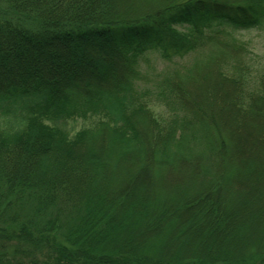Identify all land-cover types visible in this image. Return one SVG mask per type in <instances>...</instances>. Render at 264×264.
Segmentation results:
<instances>
[{
  "label": "trees",
  "instance_id": "1",
  "mask_svg": "<svg viewBox=\"0 0 264 264\" xmlns=\"http://www.w3.org/2000/svg\"><path fill=\"white\" fill-rule=\"evenodd\" d=\"M134 1L0 0V264H264V0Z\"/></svg>",
  "mask_w": 264,
  "mask_h": 264
},
{
  "label": "rangeland",
  "instance_id": "2",
  "mask_svg": "<svg viewBox=\"0 0 264 264\" xmlns=\"http://www.w3.org/2000/svg\"><path fill=\"white\" fill-rule=\"evenodd\" d=\"M135 2L134 0H130ZM236 36L237 39L244 41L247 44L248 50L251 55L252 58H254L256 60L260 59L262 61H264V25L259 28V29H255V30H250V31H241V32H236L234 34ZM254 56V57H253ZM192 57L188 58L187 60L183 61V65H185L188 62L192 61ZM146 61L143 65V71H145L147 74L150 75V78H153L156 73L162 71L166 64L165 62L162 60V58L159 57V55L156 52H151L149 55L146 56ZM91 121L90 120H76V121H67V122H61L58 125H60L61 127L69 130L70 132L74 133L84 127H87L88 125H90ZM7 125V119L6 117H0V130L5 129V126ZM253 155V154H252ZM256 157L259 158L260 154L257 153ZM236 160L235 158L233 159V162L229 168H228V173H233L235 172L233 170L234 166H238V171L240 169V165L236 164ZM243 171V170H242ZM188 175L183 177V175L179 174V175H161V178L156 177V180H158L159 183L167 186L165 187L166 189L169 190H175V192H177L178 194L181 193L182 190L186 189V183L191 181L194 183L192 191L198 189L201 187V185H204L201 180L196 179L192 174L187 173ZM157 176V175H156ZM239 176V175H238ZM238 176H234V180L236 179V177ZM197 180V181H196ZM236 181V180H235ZM235 183V182H234ZM140 189H142V186L140 187ZM242 192H244L242 190ZM161 194V192H160ZM162 198V197H161ZM145 212L146 210L142 209L140 210V212H138L137 214L134 213V217H141L144 218L145 217ZM135 223H133L131 225V231L133 232L134 229L136 228V225H134ZM264 225L261 224L260 225V229H263ZM237 235H244L246 228H241L240 231L238 229L235 230ZM236 235V236H237ZM210 243L213 244L212 240H209ZM155 241H153L154 243ZM193 242V241H192ZM195 242L190 243L194 245ZM214 245V244H213ZM197 249L195 248V246H192L191 249L189 248L187 253H192L194 254L195 251Z\"/></svg>",
  "mask_w": 264,
  "mask_h": 264
}]
</instances>
